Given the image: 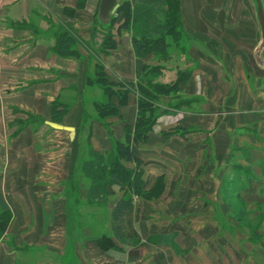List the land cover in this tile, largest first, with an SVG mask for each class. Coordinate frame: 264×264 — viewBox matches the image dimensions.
<instances>
[{"label":"crops","instance_id":"1","mask_svg":"<svg viewBox=\"0 0 264 264\" xmlns=\"http://www.w3.org/2000/svg\"><path fill=\"white\" fill-rule=\"evenodd\" d=\"M137 1L123 3L133 9ZM180 1L184 59L175 60L181 49L170 39L171 59L163 61L137 58L120 12L112 27L118 45L103 51L101 0H0V207L12 212L0 236V264H264L258 0ZM61 25L79 39L78 57L55 51ZM96 58L115 81L136 82L145 63L162 65L156 81L163 83L174 81L178 70L191 71L180 97L161 99L170 113L157 119L149 141L132 143L146 186L164 177L166 194L159 199H166L153 206L135 195L118 235L114 201L125 189L115 183L109 201L91 202L83 165L93 153L108 159L125 140L126 124L137 119L138 93L127 104L114 95L120 114L100 117L101 88L89 82ZM182 98L187 104L172 107ZM55 102L69 106L61 121L52 118ZM242 126L249 132L231 139ZM175 128L186 129L185 137L174 135ZM229 196L242 205L240 214H249L253 239L240 222L224 221ZM258 217L260 224L252 222Z\"/></svg>","mask_w":264,"mask_h":264},{"label":"trees","instance_id":"2","mask_svg":"<svg viewBox=\"0 0 264 264\" xmlns=\"http://www.w3.org/2000/svg\"><path fill=\"white\" fill-rule=\"evenodd\" d=\"M117 12L125 15V21L122 27L132 31L133 49L138 59H144L151 55L170 58L169 48L170 39L180 49L185 52L184 44H181V38L185 41L184 25L181 16L180 0H138L137 4L131 9L128 2H124ZM116 18H112L110 24L102 25L106 32L103 35L100 48L108 52L117 47V40L112 33V27ZM57 44L55 51L64 57H78L80 55L77 36L65 25H61L56 33ZM153 65V64H152ZM150 69L149 64H144L143 75H139L138 81H115L109 77L102 63L96 64V77H90L89 82L94 85L101 84L104 87V99L96 102L100 117L106 118L111 115H119V109L111 98L117 95L120 103L127 104L129 95L136 90L138 93V113L136 122L126 124L125 140L117 141L115 150L105 157L99 153H93L91 160L83 165V170L89 176L91 186L89 189V200L91 202H105L111 194L112 185L119 184L125 189L124 197L114 201L113 210V228L115 234L121 233L124 227L126 215L133 208L135 195L146 197L153 191H161L164 177H158L157 181L151 187H147L143 179L144 171L141 165L144 163L133 148L132 143H146L149 141L153 127L157 119L169 110L163 108L159 103L162 97L177 96L180 91V85L191 76V71L178 70L177 78L169 83L156 81L160 74L162 65H154ZM179 96V95H178ZM182 103L172 104L178 108ZM184 104V102H183ZM186 104V103H185ZM60 107V109H58ZM68 105L61 102H55L53 105L52 118L55 121H61L64 113L68 111ZM171 132H166L169 134ZM131 161L136 163L135 168H129L122 161ZM109 201V200H107ZM12 218V212L0 207V236H2Z\"/></svg>","mask_w":264,"mask_h":264},{"label":"rangeland","instance_id":"3","mask_svg":"<svg viewBox=\"0 0 264 264\" xmlns=\"http://www.w3.org/2000/svg\"><path fill=\"white\" fill-rule=\"evenodd\" d=\"M181 44H186L185 43V41H184V39H182L181 38ZM173 45H176V44H173ZM176 47L178 48V46L176 45ZM178 50H179V48H178ZM171 54V53H170ZM93 55L91 54V53H89L88 52V57H92ZM86 56L84 55V58H85ZM171 59V56H170V58L168 57L167 59H163V57H162V60L163 61H169ZM182 59H184V52L182 51V50H179V53L177 54V56H176V59L175 60H182ZM96 60H97V62L98 63H102L98 58H96ZM103 64V63H102ZM146 64H148V63H146ZM150 65V69L151 70H153L151 67L152 66H154V64L152 65L151 63L149 64ZM144 73H143V67H142V75H143ZM93 75L96 77V71L93 73ZM111 78V77H110ZM137 82H139L138 80L136 81V83ZM94 86H98V87H100L101 88V92H100V96L97 98V99H99V100H101V96L105 93L104 92V87L101 85V84H99V83H96V84H94ZM136 91V90H135ZM103 92V93H102ZM179 95V94H178ZM177 95V97H180V96H178ZM165 97V96H164ZM163 98V97H162ZM98 101V100H97ZM183 102L184 103H186L187 104V101L185 100V99H179L178 101H176L174 104H178V103H182L181 104V106L179 107V108H182V106H184L183 105ZM160 103H161V100H160ZM227 121H228V119H229V116H230V114H231V112L230 111H228L227 110ZM229 122H230V120H229ZM249 127H246V126H242V127H238L235 131H233V133H231L230 135H231V139H233V136H234V134H235V136H236V138H238L237 137V135L240 133V134H247L248 132H249ZM185 132H187L186 131V129H182V128H175V129H173V134L174 135H179V136H182V137H185L184 136V134H185ZM247 132V133H246ZM218 134V133H217ZM217 134H214V140L216 139V136H217ZM227 135V134H226ZM173 137H175V136H173ZM127 166V165H126ZM128 167V166H127ZM129 168H131V167H129ZM165 187H166V185L165 184H163V186H162V188H161V191H153V192H151V194H149V195H147L146 197H144V199H146L147 201H150V202H152V204L151 205H153L154 206V203H159V201L160 200H164V199H166V198H163V199H159L161 196L163 197L165 194H166V192H165ZM139 197H143V196H140L139 195ZM138 197V198H139ZM136 198H137V196H136ZM137 198V199H138ZM227 202L229 203V204H231L230 205V209L229 208H227V211L226 212H224L223 213V219H224V221L225 222H227L228 223V220H232V221H234L235 220V222H240V225L242 226V229L244 230V231H246V233L249 235V236H251V238L253 239V235H250L249 234V232H251L252 230L250 229V228H248L247 229V227H248V222H249V220L251 219L250 217H249V214L248 213H244V212H242L241 214L238 212L240 209H242L243 207H242V205H240L239 204V202L237 201V200H234V198L233 197H228V199H227ZM239 209V210H238ZM238 210V211H237ZM258 215H262L261 213H259ZM261 219H262V217H258L257 219H254L252 222H255V223H257V224H260L261 223ZM245 223V226L246 227H244V223ZM260 232H261V230H260ZM252 233V232H251ZM263 233H264V231H263ZM264 236V235H263Z\"/></svg>","mask_w":264,"mask_h":264},{"label":"water","instance_id":"4","mask_svg":"<svg viewBox=\"0 0 264 264\" xmlns=\"http://www.w3.org/2000/svg\"><path fill=\"white\" fill-rule=\"evenodd\" d=\"M124 0H101L99 9V18L104 25L110 24L113 15L118 11ZM258 10L262 27V44L260 50L264 47V12L261 1L258 0Z\"/></svg>","mask_w":264,"mask_h":264}]
</instances>
